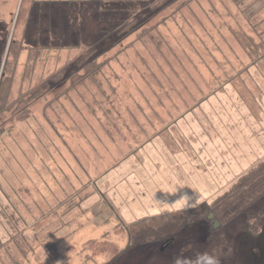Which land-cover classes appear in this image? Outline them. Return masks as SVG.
<instances>
[{"label": "rangeland", "instance_id": "1", "mask_svg": "<svg viewBox=\"0 0 264 264\" xmlns=\"http://www.w3.org/2000/svg\"><path fill=\"white\" fill-rule=\"evenodd\" d=\"M91 60L108 61L72 86ZM2 74L0 264H173L204 252L214 219L224 264H264V165L261 185L238 178L254 138L264 158V0H0ZM198 151L214 218L129 246L121 204L174 175L162 154Z\"/></svg>", "mask_w": 264, "mask_h": 264}, {"label": "crops", "instance_id": "2", "mask_svg": "<svg viewBox=\"0 0 264 264\" xmlns=\"http://www.w3.org/2000/svg\"><path fill=\"white\" fill-rule=\"evenodd\" d=\"M261 144L262 142H260V140H256L255 138L251 140L249 145L251 150L250 152H246V157H251L254 154L256 159L251 160L250 158V160H245L246 163L240 166L244 167L245 170H248L244 175L242 174L243 176L238 177L239 181H242L243 184L261 185L263 183L261 170L263 169L264 158L262 156ZM251 145L253 147L255 146L254 150L258 147L259 151L254 152ZM212 154L213 153L211 151H208L204 154H202L200 151L194 152L192 160H186V157L181 154L174 156L173 160H167L166 153L162 154L164 155V163H166L167 167L174 168V175L168 177L166 173L163 174L161 172L156 175L154 171H151V174H153H148V180L144 181L151 185V187H148V190H146V193L143 194L141 198L137 197L135 200L133 199L130 201L131 204L129 205L121 204L120 210L123 220L131 223L139 218H142L144 212L160 210L162 213H167L173 210L191 208L198 205L211 204L212 202H215V173L211 168H209L211 167L210 165L205 163L204 164L208 167L203 165L204 159L207 158V160H210V158L213 157ZM200 157L202 159V163ZM223 157L224 167H227L231 170L233 165L231 155L226 154L225 156L223 155ZM120 173L121 171L119 168L118 170L114 171L112 174V177H114L113 179L119 181V178L121 177ZM153 175L155 177L152 178ZM137 177L138 175H133L132 178L129 179L127 185L128 189L132 190V187H137ZM138 179L140 180L141 178L139 177ZM152 179L156 180L159 189L156 188V182ZM143 184L144 183H141L142 186ZM176 187L178 189L176 194L164 192L165 190H174ZM185 194L191 197L190 203L180 204L175 202L181 195ZM150 215L154 214L151 213ZM138 216L140 217L138 218Z\"/></svg>", "mask_w": 264, "mask_h": 264}, {"label": "trees", "instance_id": "3", "mask_svg": "<svg viewBox=\"0 0 264 264\" xmlns=\"http://www.w3.org/2000/svg\"><path fill=\"white\" fill-rule=\"evenodd\" d=\"M17 40H12L10 44V53H16ZM89 56V52H86L81 57L83 59ZM80 58V59H82ZM108 60L105 62H97L91 60L88 62L83 74L75 75L73 77L72 86L83 83L86 80H95L96 75L101 72ZM50 79H55L51 77ZM7 77L0 80V103L3 102L7 96L8 85ZM48 82H44L40 86L36 87L33 91L35 95H38L46 89ZM212 214V209L208 205H198L191 208H184L173 210L167 213H159L154 215H148L139 218L125 226L127 234V243L129 246L143 245L155 242H162L167 240L168 242L173 239L175 234L185 228L187 225L194 221H198L209 217ZM264 223V217L260 219L258 223ZM215 255L219 259V264L226 263L235 255L234 242L227 239L225 234L220 232L217 227L213 230L209 243L204 249V252Z\"/></svg>", "mask_w": 264, "mask_h": 264}, {"label": "clouds", "instance_id": "4", "mask_svg": "<svg viewBox=\"0 0 264 264\" xmlns=\"http://www.w3.org/2000/svg\"><path fill=\"white\" fill-rule=\"evenodd\" d=\"M178 191L177 187L174 190H165L164 192L169 194H176ZM190 198L188 195H181L175 202L180 204L190 203ZM185 250H181V254L177 255L174 258L173 264H219V259L213 254L208 252H195L192 256H184L183 252Z\"/></svg>", "mask_w": 264, "mask_h": 264}, {"label": "water", "instance_id": "5", "mask_svg": "<svg viewBox=\"0 0 264 264\" xmlns=\"http://www.w3.org/2000/svg\"><path fill=\"white\" fill-rule=\"evenodd\" d=\"M209 217L210 218H214V214H211ZM214 222H215L214 223L215 224V227H218L220 223L217 220H215V219H214Z\"/></svg>", "mask_w": 264, "mask_h": 264}]
</instances>
